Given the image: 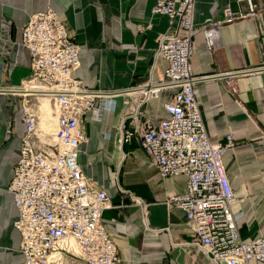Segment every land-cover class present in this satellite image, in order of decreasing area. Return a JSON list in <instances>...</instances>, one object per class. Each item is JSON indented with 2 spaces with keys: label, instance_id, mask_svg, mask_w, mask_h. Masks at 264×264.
<instances>
[{
  "label": "crops",
  "instance_id": "0c3cea01",
  "mask_svg": "<svg viewBox=\"0 0 264 264\" xmlns=\"http://www.w3.org/2000/svg\"><path fill=\"white\" fill-rule=\"evenodd\" d=\"M156 1L0 0V87L19 86L29 77L22 29L31 14L48 7L79 45L80 67L74 74L85 87L126 89L157 81L167 63L158 58L153 67L156 43L169 24L167 16L152 13ZM228 1L194 0L190 64L196 75L205 76L196 88L207 135L220 143H227L228 133L233 136L222 160L239 235L251 239L264 236V0L256 18L223 24L215 46L208 48L203 27L222 17ZM127 97L117 95L114 110L101 121L84 117L87 143L80 158L84 173L110 197L102 217L117 245V264H212L194 246L174 244L193 238L183 210L167 202L169 195L185 191L187 177L161 178L138 133L120 143L118 126ZM169 97L162 92L143 112L159 121L167 115L163 104ZM22 100L0 92V264L22 262L20 233L14 227L17 209L7 191L25 129Z\"/></svg>",
  "mask_w": 264,
  "mask_h": 264
},
{
  "label": "built area",
  "instance_id": "2783aa9c",
  "mask_svg": "<svg viewBox=\"0 0 264 264\" xmlns=\"http://www.w3.org/2000/svg\"><path fill=\"white\" fill-rule=\"evenodd\" d=\"M262 4L228 1L222 17L203 27L207 47L215 46L223 24L256 18ZM193 6L194 0L155 2L152 13L167 16L169 29L158 36L153 67L161 58L167 68L157 81L126 89L85 87L74 74L80 67L79 45L57 12L48 7L30 15L21 40L30 55V75L19 86L0 87V92L23 97L25 129L7 188L17 209L20 264L118 263L116 242L102 217L110 197L84 173L80 158L87 143L84 117L101 121L114 110L120 94L129 98L124 99L126 110L118 126L120 143L138 133L161 178L187 177L185 191L169 195L167 202L183 210L193 238L174 244L194 246L212 264H264V236L242 239L239 215L231 208L235 197L222 157L233 136L226 135L227 143L214 142L204 126L196 83L205 76L196 75L190 64ZM166 91L167 115L156 122L142 107ZM45 96L56 115L51 132L40 127Z\"/></svg>",
  "mask_w": 264,
  "mask_h": 264
},
{
  "label": "bare ground",
  "instance_id": "6f19581e",
  "mask_svg": "<svg viewBox=\"0 0 264 264\" xmlns=\"http://www.w3.org/2000/svg\"><path fill=\"white\" fill-rule=\"evenodd\" d=\"M44 105H46L47 111L43 110ZM41 111H42V121H43V122L41 121L42 129L51 132L52 130H54L56 115L53 112V108L51 106V101L49 96L47 97L45 96L42 99Z\"/></svg>",
  "mask_w": 264,
  "mask_h": 264
},
{
  "label": "rangeland",
  "instance_id": "374dc122",
  "mask_svg": "<svg viewBox=\"0 0 264 264\" xmlns=\"http://www.w3.org/2000/svg\"><path fill=\"white\" fill-rule=\"evenodd\" d=\"M41 104H42V101H41ZM51 106H52V108H53V104H52V102H51ZM53 111H54V109H53ZM43 122V121H42ZM40 127L42 128V125H40Z\"/></svg>",
  "mask_w": 264,
  "mask_h": 264
}]
</instances>
